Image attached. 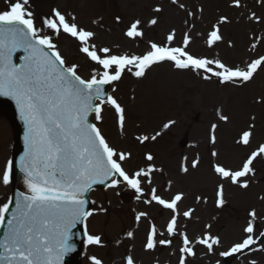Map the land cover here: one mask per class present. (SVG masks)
<instances>
[{
  "label": "snow or ice",
  "instance_id": "6c2138e0",
  "mask_svg": "<svg viewBox=\"0 0 264 264\" xmlns=\"http://www.w3.org/2000/svg\"><path fill=\"white\" fill-rule=\"evenodd\" d=\"M175 2V0H173ZM239 6V0H236ZM29 0H5L6 7L0 10V96L11 98L17 107L20 118L25 125L24 154L18 162L19 169L24 175L27 193L20 192L15 200V210L7 219V231L4 240L0 241V264H61L63 257L73 251L69 244L70 230L78 223L86 220L93 213L86 210L87 201L84 198L93 184H104L109 181L110 187L118 183L114 176L122 178L131 189L142 194L141 178H148L156 169L149 166L129 174L122 162L128 159L123 152H117L111 147L97 124L90 121L94 114L97 122L102 120L103 106H111L115 110L118 124L124 126L125 109L112 95H106L105 85H111L122 78L125 70L132 72L135 77H143L152 65L165 61L171 62L177 69L203 70L218 77L221 83L240 80L249 81L259 67L264 66V56L253 60L246 70L230 68L219 60L196 58L186 51L190 39L186 34L183 47L159 46L151 44V50L142 56L112 55L107 47L97 49L89 41L94 36L91 31L79 28L75 22H69L65 15L53 9L52 18H45L42 27H37L33 13L28 10ZM157 11H159L157 9ZM73 21L75 17L72 18ZM226 18H221L224 23ZM139 21L132 23L126 35L138 37ZM150 23L155 24L152 20ZM48 29L59 36L61 32L68 34L80 43V52L84 53L102 71L94 72L90 79H83L77 74V66H66L52 37L43 34ZM174 36L169 35V44ZM219 29L209 33L207 43L211 46L219 41ZM22 51L24 55L14 62V53ZM103 55H100V54ZM22 61V62H20ZM215 65V70L210 65ZM135 69V71H133ZM204 79H210L208 75ZM99 101V103H96ZM220 119L227 120L226 116ZM171 123L164 125L168 128ZM215 125L212 126L213 130ZM159 135V133H157ZM251 133L243 132L240 143L247 145ZM141 143L148 136L138 138ZM155 140L156 136L151 137ZM215 142V137H213ZM264 154V145L253 152L243 163L242 169L231 171L216 165L215 172L222 179H230L233 184L239 183L241 177L247 176L252 168L254 159ZM213 156L217 153L213 152ZM148 161L153 160L147 155ZM196 163H193V167ZM14 162L7 161L0 183L7 186L14 170ZM187 171V169H184ZM151 183V180H148ZM247 188L248 184L241 183ZM217 206L223 205V186L217 191ZM182 199L180 194L170 201L161 198L152 189L151 201L170 209L173 213L167 224L168 235H174L177 226V204ZM151 201H145L150 203ZM9 203L0 206V224H4ZM146 213H139L137 221ZM190 217L191 210L183 213ZM255 218V212L250 213ZM244 232L248 235L241 242L234 244L222 256L248 249L256 244L254 226L250 220ZM132 236V233H128ZM156 229L153 226L148 233L145 247L155 246ZM183 247L180 252V264H185L184 255H193L190 240L181 234ZM260 237H264L261 232ZM87 244H99L100 237L85 232ZM160 244L170 241L160 240ZM197 243L206 245L209 250L219 243L217 238L205 236ZM93 264H101L94 257ZM127 264H133L131 258ZM255 264V261L252 262Z\"/></svg>",
  "mask_w": 264,
  "mask_h": 264
},
{
  "label": "rangeland",
  "instance_id": "374dc122",
  "mask_svg": "<svg viewBox=\"0 0 264 264\" xmlns=\"http://www.w3.org/2000/svg\"><path fill=\"white\" fill-rule=\"evenodd\" d=\"M5 7V0H0V10ZM27 7L33 13L37 27H42L43 19L52 18L53 9L60 11L70 23L75 22L79 28L94 33L90 45L97 49L107 47L112 55L142 56L151 50L152 43L183 47L187 34L190 43L186 51L189 54L219 60L233 69L246 70L249 63L264 56V0H239V6L236 0H29ZM221 18H226L224 23H220ZM137 20L140 22L137 30L142 35L127 36V31ZM152 20L156 23H150ZM214 27L219 29L221 39L210 46L207 41ZM43 34L52 37L65 63L76 65L78 74H83L84 78L90 79L94 72L102 71L99 65L80 52V43L73 37L63 32L57 36L48 29H44ZM170 34L174 36L171 44L167 40ZM210 67L215 70L214 64ZM205 75L210 79H204ZM109 89V95L125 109L124 126H119L115 110L107 104L103 106L101 121L97 122L93 115L95 124L111 147L134 156V159L122 162L125 170L137 164L144 168L147 159L141 156L150 154L153 162L158 163L156 170L160 166L168 170L166 178L169 175L167 179L174 185L171 191L179 190L176 177L194 182L190 175L202 172L205 179L215 175L210 169L211 162L220 163L231 171L241 170L246 159L264 145V66L259 67L247 82L237 79L221 83L213 79L211 73L177 69L165 61L152 65L139 78L125 70L121 80L113 82ZM221 116H226L227 120L220 119ZM170 121L174 123L164 128ZM213 125L216 126L214 130ZM7 129L5 125L3 130ZM245 131L251 133L247 145L240 143ZM209 132L211 136L207 138ZM142 136L149 139L141 143L138 138ZM153 136H156L155 140L151 139ZM185 137L192 149L189 144L184 147L180 143ZM201 151L200 164L191 170L196 152L200 154ZM181 156L184 161L178 159ZM254 167L260 184L251 183L245 191L232 188L233 193L229 192L231 199L226 198L229 205L222 210L221 217L228 224L221 230L226 243L230 242L228 238L233 230L237 228L239 231L240 225L244 224L245 212L250 205L256 207L258 223H264V154L254 159L252 171ZM186 168L189 169L184 171ZM197 179L195 190L201 186V193L209 197L208 206L203 211L209 212L218 179L215 177L211 182V188L199 182V176ZM185 187L192 186L183 183L180 192H184ZM259 230L258 224L254 227V238H259ZM261 232H264L263 228ZM237 241L234 240L230 248ZM258 249L256 244L251 247L252 252ZM239 259L247 261L240 257L235 260ZM256 259L264 262L261 254ZM235 260L232 264H241Z\"/></svg>",
  "mask_w": 264,
  "mask_h": 264
},
{
  "label": "water",
  "instance_id": "95a60500",
  "mask_svg": "<svg viewBox=\"0 0 264 264\" xmlns=\"http://www.w3.org/2000/svg\"><path fill=\"white\" fill-rule=\"evenodd\" d=\"M20 52L22 55H24V53L22 51H20ZM13 57H14V55H13ZM20 62H22V61H20ZM0 108L8 111L10 118L14 124L16 138H17V145H16V149H15V155L16 156L14 159L15 167H14V170L12 173L14 186H15L14 198H13V202L10 206L9 213L7 215V219H10L12 212L15 210V200L17 198V194L20 192L27 193V188L24 184V175L20 171L19 165H18L20 157L24 154V149H25V143H24L25 125H24L23 120L20 118V115H19V112L17 110L15 102L11 98L5 97V96H0ZM7 219H6V222L4 223V225H2V227L0 228V240L1 241L4 240V236H5V233L7 231ZM75 229H76V227H74L70 230V234H69V244L70 245L72 243H74V241L76 239ZM0 251H2V250H0ZM69 253H67L63 257L61 264H63L64 262H65L64 264H67L68 262H70L72 260L74 254L69 256Z\"/></svg>",
  "mask_w": 264,
  "mask_h": 264
},
{
  "label": "flooded vegetation",
  "instance_id": "af4514ba",
  "mask_svg": "<svg viewBox=\"0 0 264 264\" xmlns=\"http://www.w3.org/2000/svg\"><path fill=\"white\" fill-rule=\"evenodd\" d=\"M139 255L138 254H135L133 257L135 258V259H137V257H138ZM156 260L157 261H159V260H162L161 259V256H158V257H156ZM116 264H127L125 261H120V262H117Z\"/></svg>",
  "mask_w": 264,
  "mask_h": 264
},
{
  "label": "bare ground",
  "instance_id": "6f19581e",
  "mask_svg": "<svg viewBox=\"0 0 264 264\" xmlns=\"http://www.w3.org/2000/svg\"><path fill=\"white\" fill-rule=\"evenodd\" d=\"M264 242H262L261 244H263Z\"/></svg>",
  "mask_w": 264,
  "mask_h": 264
}]
</instances>
